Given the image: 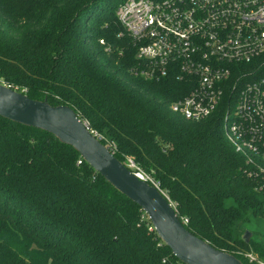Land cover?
<instances>
[{"label": "trees", "instance_id": "1", "mask_svg": "<svg viewBox=\"0 0 264 264\" xmlns=\"http://www.w3.org/2000/svg\"><path fill=\"white\" fill-rule=\"evenodd\" d=\"M124 1L0 0V83L72 108L116 158L160 183L192 234L244 264L241 252L264 260V245L241 231L264 218V194L226 138L225 106L185 120L170 104L186 82L131 73L136 48L116 14ZM81 159L0 116V264H183L141 208Z\"/></svg>", "mask_w": 264, "mask_h": 264}, {"label": "built area", "instance_id": "2", "mask_svg": "<svg viewBox=\"0 0 264 264\" xmlns=\"http://www.w3.org/2000/svg\"><path fill=\"white\" fill-rule=\"evenodd\" d=\"M117 17L136 48L132 74L186 82L189 92L170 104L174 114L195 122L225 106L226 138L246 160L256 192L264 194V0H126ZM105 146L113 154L115 147ZM123 163L164 194L132 157ZM239 255L264 264L256 253Z\"/></svg>", "mask_w": 264, "mask_h": 264}, {"label": "water", "instance_id": "3", "mask_svg": "<svg viewBox=\"0 0 264 264\" xmlns=\"http://www.w3.org/2000/svg\"><path fill=\"white\" fill-rule=\"evenodd\" d=\"M0 116L13 123L52 134L74 148L118 192L147 215L159 239L183 264H244L235 255L213 247L192 234L179 218L172 202L159 189L138 179L69 106H52L47 100L29 98L0 83ZM252 234L242 236L248 244Z\"/></svg>", "mask_w": 264, "mask_h": 264}, {"label": "rangeland", "instance_id": "4", "mask_svg": "<svg viewBox=\"0 0 264 264\" xmlns=\"http://www.w3.org/2000/svg\"><path fill=\"white\" fill-rule=\"evenodd\" d=\"M118 8L116 9V14H117ZM112 11H113V5L110 8H107L106 14ZM220 111L224 114L223 109H221ZM243 230L249 231L252 234V237L250 238L251 242H254V243L256 242V243L264 245V218H257L253 216L250 217L247 223L241 225V231Z\"/></svg>", "mask_w": 264, "mask_h": 264}]
</instances>
